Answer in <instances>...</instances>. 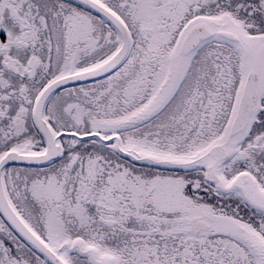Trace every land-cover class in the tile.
I'll return each instance as SVG.
<instances>
[{
	"label": "snow or ice",
	"instance_id": "obj_1",
	"mask_svg": "<svg viewBox=\"0 0 264 264\" xmlns=\"http://www.w3.org/2000/svg\"><path fill=\"white\" fill-rule=\"evenodd\" d=\"M0 264H264V0H0Z\"/></svg>",
	"mask_w": 264,
	"mask_h": 264
}]
</instances>
